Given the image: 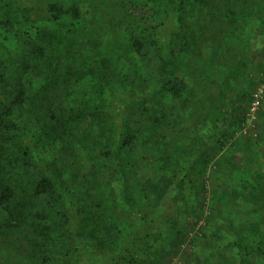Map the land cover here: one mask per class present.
I'll return each mask as SVG.
<instances>
[{
	"label": "trees",
	"instance_id": "obj_1",
	"mask_svg": "<svg viewBox=\"0 0 264 264\" xmlns=\"http://www.w3.org/2000/svg\"><path fill=\"white\" fill-rule=\"evenodd\" d=\"M106 1L97 6L105 13L119 11L124 21L136 26L128 37L131 55L117 50V36L103 44L86 30L77 0H47L43 23L0 0V243L15 256L14 264H167L182 246L201 240L208 221L218 214L216 206L206 205L213 191L206 174L224 148L235 114L224 105L225 122L213 123L208 136L187 135L182 129L174 134L181 115L171 118L162 104L167 98L180 100L181 108L190 102L193 85L178 72L190 78L205 75L203 66L188 55H203L206 38L200 34L210 26L239 31L259 24L257 30L264 32V0ZM192 19L196 23L189 25ZM248 38L255 39L253 34ZM10 39L13 44H6ZM259 44L264 48L263 36ZM84 84L88 91L81 96L77 87ZM121 95L134 103L141 98L158 101L163 107L153 103L147 120L130 125L131 117L117 100ZM242 120L240 126L245 115ZM242 141L223 155L232 168H241L232 154L242 158L251 153V144ZM138 142L145 148L142 159L151 158L161 172L159 181L134 175L140 164L133 162ZM79 155L91 165L83 173L70 172ZM197 165L199 174L194 180L189 177L188 184L198 207L173 204L165 210L161 224L171 230L170 249L160 246L155 255L150 238L162 229L146 224L157 217L170 186ZM100 175L118 183L127 210H135L138 222L119 221L122 204L112 201L109 210L105 199L94 193ZM252 176L255 183L243 189L261 220L264 179L255 172ZM178 188L180 196L184 187ZM229 193L241 197L238 188ZM178 195L172 197L174 203ZM223 195L229 194L221 191L218 201ZM142 223L146 227L140 231ZM191 226L197 229L194 237ZM239 242V254L248 260V245L243 238ZM257 258L260 262L261 254Z\"/></svg>",
	"mask_w": 264,
	"mask_h": 264
},
{
	"label": "rangeland",
	"instance_id": "obj_2",
	"mask_svg": "<svg viewBox=\"0 0 264 264\" xmlns=\"http://www.w3.org/2000/svg\"><path fill=\"white\" fill-rule=\"evenodd\" d=\"M6 1L10 3L12 8L19 7L26 15L41 23L48 18L47 0ZM57 1L69 3L72 0ZM77 1L80 3L87 31L98 37L103 44H110L114 36H117V50L126 54H132L128 37L131 29L136 28L135 24L132 26L124 21L119 11L110 10L109 13H105L101 10L97 6V3L105 4L106 0ZM112 2L114 0H109L110 4ZM187 23L194 25L196 22L192 19ZM14 26L17 28L16 24ZM214 26H210L207 33L200 34V36L206 38V41L202 45L203 55L201 57L192 56L191 53L188 55L193 60L198 61L206 70L205 75L202 77L204 79L190 78L182 72H178L180 76L186 77L190 84L193 85L195 92L190 95V102L186 103L187 105L184 108L182 107V109L180 100L172 101L167 98L162 105L165 106V110L168 111L171 118L175 117L178 112L181 115V119L178 120L177 129L171 127L174 129V134L178 132V129H182L185 134L191 136L196 132L200 133L203 137L210 135L214 130L213 123L221 126L225 122L226 112L224 105L226 108L229 107L237 119L230 128L229 137L223 146V150L210 163V169L206 174L211 178L209 180V189L213 190L208 193L206 205L208 207L210 205L216 206L218 214L213 215L212 219L208 221L210 225L204 229L203 234L205 236H202L203 238L199 240L201 242H194L192 246L185 245L186 247L183 248L185 251L180 249V253L172 254L174 258L172 261L168 259V264H172L173 262H175L173 264H264V218L261 220L257 218L258 216L253 211L254 203L245 195L243 189V187L249 188L255 183L252 176L253 172H255V175H259L258 177L262 176L264 179V128L262 127L264 120L257 127L260 131V136L257 139L258 146H255L254 138L244 137L240 134V124L244 120V118L242 120V116H246L250 103V95L264 75V71L259 67L261 63L264 64V48H261L259 44L261 37H264V32L262 33L257 30L256 27H259V24L254 28L247 27L239 31H233L230 28L219 29L216 25ZM23 29H26V27H23ZM248 34H253L255 39L250 41ZM3 37L4 35L0 33V38ZM6 44H13V40H7ZM177 50H179V47H177ZM59 54V51L55 49L54 55L59 56ZM214 54L217 55L215 58H213ZM263 64L262 69L264 70ZM10 75L11 77L15 76L14 73ZM203 80L204 83L201 85ZM34 81L35 84L40 82L39 79ZM87 88L88 86L84 84L77 87V91L83 96L87 93ZM222 90L225 91L226 97L224 96L225 94L222 95ZM209 92L212 95H209ZM92 97L94 98V95ZM117 100H119V105L123 108L125 114L131 117L128 123L135 126L147 120L150 114V106L153 103L157 104L159 108L163 107L158 101H148L144 98L134 103L128 95H121L117 97ZM191 107L192 109L196 108V112L193 115L190 112ZM186 139L189 138L187 137ZM209 140L210 138L208 137L207 141ZM242 140L246 141L245 143L251 144V153L249 157L246 154L242 158L236 157L235 162L240 163L241 168H232L228 161L223 158V155L228 156L227 152L231 150V147H235L236 149V146L240 145L239 141L241 142ZM135 152L136 157L133 159V162H140V164L138 163L136 174H134L136 178L151 176L154 180L159 181V179H162L158 168L154 164L151 165V158L142 159L145 155V148L141 142L137 143ZM44 155L48 156L49 153L44 151ZM233 158L232 155L231 159ZM74 162H76V169L72 168L70 172L78 171L83 173L91 165L90 161H87L86 158L80 155L74 157ZM199 169H201L200 165H197L190 169L187 176L179 178L177 184L171 185L162 199L161 204L163 207L158 209L157 217L153 221L148 220L147 224L145 223L153 230L162 229L161 232L158 230V235L154 234L156 238L153 236L150 238V244L154 248L152 250L153 254L156 255V248L159 249L160 246H165L166 249L170 248L171 230L163 229L161 224L165 219V210L172 208L173 204L174 207L186 205L190 210L198 207L188 180L189 177L194 180L195 176L199 174ZM99 181L100 185L94 190V193L98 197L105 199L109 210L112 206V201L119 202L123 206L122 210L118 208L120 212L118 220L132 223L138 222L140 219L135 217V210L133 212L127 210L128 205L124 202V191L120 190L118 183L116 181H108L103 175H100ZM178 187H184V192L180 196L177 191ZM233 188L239 189L241 197L233 198L230 195L229 192ZM221 191L228 192L229 195H223V198H220V201H218V197H221ZM242 193L244 194L242 195ZM177 195V201L174 203L172 197ZM119 203L118 207H121ZM153 211L155 212L157 209ZM187 213L184 214L186 215ZM142 224L139 226L140 231L146 227L145 224ZM185 229H188V227L186 226ZM192 229L193 226H191V229L189 228V232L194 237V231L197 229ZM149 231L152 232L150 229ZM239 234L241 235L240 238L237 236ZM242 238L244 239V243L248 245V260L242 259L239 254L238 243H240L239 241ZM257 254H261L262 261L260 260L259 262V258H257L259 255ZM5 260H9L11 264H14L16 258L6 249L3 243H0V261Z\"/></svg>",
	"mask_w": 264,
	"mask_h": 264
},
{
	"label": "built area",
	"instance_id": "obj_3",
	"mask_svg": "<svg viewBox=\"0 0 264 264\" xmlns=\"http://www.w3.org/2000/svg\"><path fill=\"white\" fill-rule=\"evenodd\" d=\"M264 120V75L252 92L251 100L246 112V121L240 129V134L253 138L259 136L258 124Z\"/></svg>",
	"mask_w": 264,
	"mask_h": 264
},
{
	"label": "crops",
	"instance_id": "obj_4",
	"mask_svg": "<svg viewBox=\"0 0 264 264\" xmlns=\"http://www.w3.org/2000/svg\"><path fill=\"white\" fill-rule=\"evenodd\" d=\"M262 64H263V63H261V64L259 65V67H260V69H261L262 71H264V70L262 69V67H261ZM263 67H264V64H263ZM262 127L264 128V125H263ZM263 130H264V129H263ZM259 136H260V135H259ZM232 155H233V157H234L232 160L236 161V157H238L237 153L232 154ZM230 157L232 158V156H230ZM184 247H185V246H184ZM182 248H183V246H182ZM182 248H181V250H182ZM169 249H170V248H169ZM173 263H175V262H173ZM173 263H172V264H173ZM167 264H168V263H167Z\"/></svg>",
	"mask_w": 264,
	"mask_h": 264
}]
</instances>
